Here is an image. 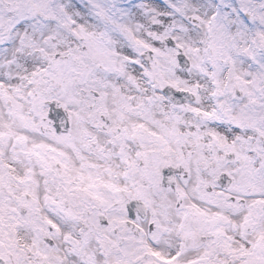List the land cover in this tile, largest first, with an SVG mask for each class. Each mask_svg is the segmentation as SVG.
Wrapping results in <instances>:
<instances>
[{"label":"snow or ice","instance_id":"obj_1","mask_svg":"<svg viewBox=\"0 0 264 264\" xmlns=\"http://www.w3.org/2000/svg\"><path fill=\"white\" fill-rule=\"evenodd\" d=\"M0 264H264V0H0Z\"/></svg>","mask_w":264,"mask_h":264}]
</instances>
